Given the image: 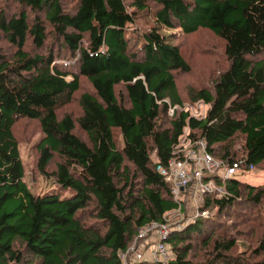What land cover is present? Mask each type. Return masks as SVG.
<instances>
[{
    "label": "trees",
    "instance_id": "trees-1",
    "mask_svg": "<svg viewBox=\"0 0 264 264\" xmlns=\"http://www.w3.org/2000/svg\"><path fill=\"white\" fill-rule=\"evenodd\" d=\"M10 3L0 0V43L10 49L0 46V264H122L141 227L178 209L157 167L185 128L228 164H264V60L254 59L264 53V0H14L9 13ZM148 11L154 27L134 34ZM174 29H206L225 43L229 65L213 88L188 92V105L209 106L203 119L181 110L175 76L190 68L162 33ZM54 44L70 63L54 65ZM79 76L91 86L79 97L86 139L57 113ZM22 119L43 134L37 173L70 196L30 190L13 136ZM225 187L228 195L204 198L208 217L168 235L166 264H264V184L237 176Z\"/></svg>",
    "mask_w": 264,
    "mask_h": 264
},
{
    "label": "rangeland",
    "instance_id": "rangeland-1",
    "mask_svg": "<svg viewBox=\"0 0 264 264\" xmlns=\"http://www.w3.org/2000/svg\"><path fill=\"white\" fill-rule=\"evenodd\" d=\"M11 3L8 5V12H13L17 5L14 0H10ZM129 12H134V8H128ZM153 12L148 11L147 13H139V16L135 19V24L130 28V31H134V34H141L143 32L150 31L154 26ZM49 29H46V32ZM162 33L172 36L171 40L175 44L183 59L188 63L190 71L188 73H179L175 76L176 88L180 99L183 101L184 107L188 105V92L193 90H199L203 88L212 89L213 84L221 72L227 69L229 62L225 56L224 49L225 43L220 38L216 37L213 33L206 29H198L195 33L185 35L179 31L174 30H162ZM49 36V35H48ZM0 46L6 51H9L8 45L2 41ZM53 54L55 55L54 65L61 67L65 63H70L69 54L58 49L57 44L52 45ZM60 58V59H59ZM255 60H264V53L254 58ZM67 65V64H66ZM68 68V67H67ZM71 72H75V68L72 66ZM70 80L71 77H66ZM80 88L74 95L72 101L66 106L60 108L57 113L59 117L65 114L70 115L75 123L74 133L80 136L82 139H86L85 134L78 128L77 119L81 116V107L79 104V97L84 92H91V86L86 78L79 76ZM175 106L174 108H177ZM171 109V111L174 110ZM42 131L37 121L31 120H19L13 127V136L17 142L20 159L25 169V180L30 190L36 195H43L45 193L52 192L58 196H70L71 192L67 189H62L57 183H53L49 179H45L36 171V162L38 153L35 145L42 137ZM241 147L239 140L236 142V148ZM58 159L54 156V159L49 167V172L55 170ZM238 178L241 181L251 183L254 185L264 184V164L260 165L258 169L248 172L245 175H240ZM185 201V198H183ZM184 202V205H187ZM186 210V209H185ZM210 212L213 211L212 207H209ZM172 216V213H170ZM173 219V218H172ZM253 232V233H252ZM249 242L254 244L256 238L259 235L257 229H253ZM239 243L249 245L248 241L238 240ZM243 248V247H241ZM200 252L196 253V257L200 256ZM200 258V257H199ZM143 263V262H142ZM148 263V262H147Z\"/></svg>",
    "mask_w": 264,
    "mask_h": 264
},
{
    "label": "built area",
    "instance_id": "built-area-1",
    "mask_svg": "<svg viewBox=\"0 0 264 264\" xmlns=\"http://www.w3.org/2000/svg\"><path fill=\"white\" fill-rule=\"evenodd\" d=\"M181 110L189 112L195 119L205 116L203 103L186 105ZM170 114L173 111L170 110ZM242 168H245V172L254 170V166H246L241 160L228 164L214 157L207 151L204 140L190 138L185 128L167 164L157 167L159 174L169 184L170 194L178 209L170 212L172 216L166 214L163 222H152L141 227L130 246L120 253L122 264L168 263L172 259L166 243L168 235L181 230L200 216L208 217L209 211L201 210L204 198L207 195L218 198L228 195L226 180L239 176ZM184 202L188 204L184 205Z\"/></svg>",
    "mask_w": 264,
    "mask_h": 264
},
{
    "label": "crops",
    "instance_id": "crops-1",
    "mask_svg": "<svg viewBox=\"0 0 264 264\" xmlns=\"http://www.w3.org/2000/svg\"><path fill=\"white\" fill-rule=\"evenodd\" d=\"M197 103H203V102H197ZM204 104V103H203ZM195 105V104H194ZM193 105V106H194ZM205 105V104H204ZM209 109V106L208 105H205V116H206V113H207V110ZM191 116V115H190ZM204 116V117H205ZM201 119H203V118H201ZM166 184H168L167 182H165ZM169 185V184H168Z\"/></svg>",
    "mask_w": 264,
    "mask_h": 264
}]
</instances>
